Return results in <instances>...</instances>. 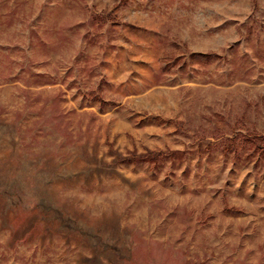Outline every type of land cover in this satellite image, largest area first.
I'll return each instance as SVG.
<instances>
[{"label": "rangeland", "instance_id": "374dc122", "mask_svg": "<svg viewBox=\"0 0 264 264\" xmlns=\"http://www.w3.org/2000/svg\"><path fill=\"white\" fill-rule=\"evenodd\" d=\"M264 0H0V264H264Z\"/></svg>", "mask_w": 264, "mask_h": 264}, {"label": "trees", "instance_id": "16d2710c", "mask_svg": "<svg viewBox=\"0 0 264 264\" xmlns=\"http://www.w3.org/2000/svg\"><path fill=\"white\" fill-rule=\"evenodd\" d=\"M255 4L258 0H254ZM253 143L257 149L264 151V136H254L252 139L249 137H238L237 139H228L226 140V147L229 150L235 149L237 147L238 149L246 148L247 144Z\"/></svg>", "mask_w": 264, "mask_h": 264}]
</instances>
